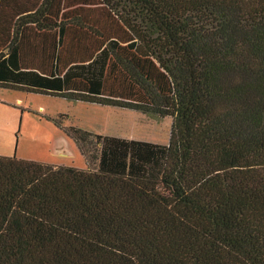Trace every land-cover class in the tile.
Listing matches in <instances>:
<instances>
[{
  "label": "trees",
  "instance_id": "1",
  "mask_svg": "<svg viewBox=\"0 0 264 264\" xmlns=\"http://www.w3.org/2000/svg\"><path fill=\"white\" fill-rule=\"evenodd\" d=\"M0 90L171 119L0 156V264H264V0H0Z\"/></svg>",
  "mask_w": 264,
  "mask_h": 264
},
{
  "label": "rangeland",
  "instance_id": "2",
  "mask_svg": "<svg viewBox=\"0 0 264 264\" xmlns=\"http://www.w3.org/2000/svg\"><path fill=\"white\" fill-rule=\"evenodd\" d=\"M69 127L94 135L167 145L171 119L0 90V156L85 168L84 158L64 134Z\"/></svg>",
  "mask_w": 264,
  "mask_h": 264
}]
</instances>
